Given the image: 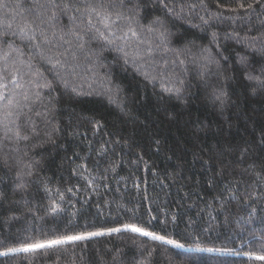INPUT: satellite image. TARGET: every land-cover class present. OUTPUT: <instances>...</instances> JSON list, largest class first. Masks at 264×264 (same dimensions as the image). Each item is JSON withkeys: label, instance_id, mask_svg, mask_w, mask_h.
Instances as JSON below:
<instances>
[{"label": "trees", "instance_id": "obj_1", "mask_svg": "<svg viewBox=\"0 0 264 264\" xmlns=\"http://www.w3.org/2000/svg\"><path fill=\"white\" fill-rule=\"evenodd\" d=\"M99 2L0 0V252L121 231L0 264H264V0Z\"/></svg>", "mask_w": 264, "mask_h": 264}, {"label": "snow or ice", "instance_id": "obj_2", "mask_svg": "<svg viewBox=\"0 0 264 264\" xmlns=\"http://www.w3.org/2000/svg\"><path fill=\"white\" fill-rule=\"evenodd\" d=\"M54 7H59L58 5H53ZM43 7V5L41 6ZM248 7H252V5H248ZM126 8L125 0H110L108 4L104 3V0H100L98 5H93L91 7V11L99 18L101 22L107 20L110 21L111 24H116L118 21L122 19L130 20L132 19V15H125L124 9ZM239 8H244L243 4L239 5ZM237 9L233 8L231 11H236ZM115 16V20L112 19V17ZM55 13H52V19H55ZM45 23L42 19L37 17L36 19L32 20H26V22L23 24V26H19L18 31L21 35L25 36L29 41H32L34 39H37L36 32L39 30L40 25ZM88 23H91V20L88 21ZM9 27H11L9 25ZM104 27L107 29L110 27L109 23H104ZM151 30V29H149ZM99 31V29H97ZM128 34H131L135 36L137 33L135 29L132 27H128V30L126 33H124L125 36ZM41 35H43V32H41ZM113 36H115V33H112ZM34 47H39V44L33 45ZM251 78V77H250ZM6 87V85L4 86ZM5 96L3 93H0V100H4ZM8 115H11V113H8ZM125 229H128L132 232L139 233L143 236H152L154 239H159L161 241H164V237L162 236H154V234L149 233L145 231L144 229L137 227L135 225H125ZM121 229L119 228H110L102 231H94V232H87V233H81V234H72V235H65L62 237H58L56 239H51L48 241H35L31 243H25L22 247L18 249H8L7 251L0 252V256H6L10 252H35L42 249L52 248L57 245H64L69 243H74L78 241H85L90 239L94 236H103L107 235L113 232H119ZM168 244H172L175 247H182V245L176 244L175 241L167 240L164 241ZM199 251H208L211 252L213 249H199ZM259 260H264V256H258L255 257Z\"/></svg>", "mask_w": 264, "mask_h": 264}, {"label": "rangeland", "instance_id": "obj_3", "mask_svg": "<svg viewBox=\"0 0 264 264\" xmlns=\"http://www.w3.org/2000/svg\"><path fill=\"white\" fill-rule=\"evenodd\" d=\"M1 29H3V28H1ZM59 38H60V37H59ZM60 39H62V38H60ZM78 52H80V51H78ZM101 53H102V52H99V55H101ZM76 54H77V53H76ZM76 57H77L76 55H72L69 59H71V60H76ZM65 58H66V57H65ZM116 58H117V56H116ZM129 58L131 59V61L136 59V58L133 57V56H130ZM99 66H100V65H99Z\"/></svg>", "mask_w": 264, "mask_h": 264}]
</instances>
